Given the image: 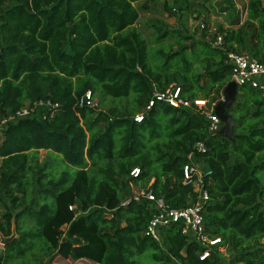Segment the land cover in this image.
Wrapping results in <instances>:
<instances>
[{
  "label": "trees",
  "instance_id": "1",
  "mask_svg": "<svg viewBox=\"0 0 264 264\" xmlns=\"http://www.w3.org/2000/svg\"><path fill=\"white\" fill-rule=\"evenodd\" d=\"M142 1L0 0V120L42 103L0 133V238L12 235L13 225L17 235L4 245L0 264H35V254L39 264L43 255L94 264H143V255L145 264H225L216 252L200 261L202 247L175 226L162 231L160 243L146 238L153 206L130 196L131 185L152 181L153 193L171 207L192 204L196 195L182 184V169L193 150L212 173L206 230L236 253L227 264H264V97L238 89L227 109L232 142L210 134L203 115L160 103L140 124L133 120L155 91L171 85L182 98L217 104L230 79L224 51L212 46L219 35L226 51L264 64V0H247L240 25L233 0H223L227 26L217 24L214 33L195 28V45H186L192 38L183 23L172 33L161 21L150 25L147 43L136 28L139 11H150L135 7ZM171 1L162 9L182 21L190 1ZM88 91L124 103L107 112L79 107ZM199 142L200 153L193 149ZM40 150L73 174L36 165ZM133 168L140 169L136 178ZM29 184L35 196L26 203ZM26 219L34 230L26 231Z\"/></svg>",
  "mask_w": 264,
  "mask_h": 264
},
{
  "label": "built area",
  "instance_id": "2",
  "mask_svg": "<svg viewBox=\"0 0 264 264\" xmlns=\"http://www.w3.org/2000/svg\"><path fill=\"white\" fill-rule=\"evenodd\" d=\"M242 9H237L236 1L233 0L234 7L238 11V15L244 13L247 16V0H243ZM246 19V17H245ZM199 27L204 29L206 25L199 23ZM212 46L222 50L225 53L224 64L230 69L229 82H234L237 89L242 87L251 88L264 97V64L259 62L247 53H239L226 51L221 35L213 40ZM228 82V83H229ZM164 104L174 109L191 110L203 115L209 122L210 134L216 135V132L221 125L219 118L214 113L215 104L209 101L197 98L188 100L181 97V88L171 85L164 92H154L148 104L141 113L133 117L135 123L140 124L143 121L144 113L152 109L155 104ZM49 105V103H48ZM42 106V103L34 104L32 107L26 105L24 108L17 110L13 114H9L0 120V133L2 129L10 122H16L18 119L28 117L35 111V108ZM78 106H87L96 108L97 105L93 102L91 93L86 92L85 96L78 101ZM193 149L198 153L204 151V144L199 142L193 146ZM140 174L139 168H133L130 172V177L136 178ZM211 171L205 168L204 164L195 162L194 150L187 154L186 163L182 169V184L190 186L196 195V200L182 208H173L166 203L163 197L156 196L150 189L137 192L134 185L130 186L131 198L135 202L146 200L153 206L152 213L147 225L144 228L143 235L157 243L161 242L162 231L175 226L180 234L186 237L188 241H195L201 247V252L198 253L200 261L206 260L211 253L222 252L225 249L224 243L219 237L210 235L205 227V213L210 200L209 192L206 186L211 184ZM128 201L122 203L125 206ZM73 207H70L72 210Z\"/></svg>",
  "mask_w": 264,
  "mask_h": 264
},
{
  "label": "rangeland",
  "instance_id": "3",
  "mask_svg": "<svg viewBox=\"0 0 264 264\" xmlns=\"http://www.w3.org/2000/svg\"><path fill=\"white\" fill-rule=\"evenodd\" d=\"M164 1L165 0H143L142 2L135 4V7L137 9L141 5H146L150 9L149 12L139 11V20L136 24V28L142 33L147 43H150L152 39L151 38L152 28L150 27V25L155 23V21H161L162 23H164L165 24L164 28L172 33L180 32L181 29L183 28L182 27V23H183V25L188 30L187 35H189L192 38V40H189L186 42V45H190V44L195 45V42L199 40L200 31L198 30L197 32L196 31L194 32V30L195 28L199 27V23L201 22L204 23L208 27L209 33H214L215 31H217V24H221L224 27L227 26L225 23V18L227 14L224 10L226 8L225 6L226 4L223 0H189L191 3V8H190L191 12L184 13L182 21L178 19L177 15L170 16L168 13H166L162 9V4ZM166 1L169 4L172 3L171 0H166ZM235 1L238 7L237 9H242V5L244 1L243 0H235ZM200 5L202 7H200ZM175 12L176 10L173 13ZM236 12L238 14L237 10ZM195 17H197L196 20H195ZM238 17H239L238 19H239V25H240L245 21L246 15L242 13L241 21H240V15ZM206 40L208 41L209 38H206ZM155 47L156 46L151 45V48H155ZM175 49H176L175 46L171 47L172 51H175ZM148 51L149 53H151L150 52L151 49L149 45H148ZM239 53H246V52H239ZM93 102L97 105L98 111H105V112H107L111 108H114L120 105V103H124V102H112V99L109 97H106V99L105 98L102 99L100 93L93 96ZM88 119H89L88 120L89 123L94 122L96 120L95 116H91ZM100 126H102V124H100ZM118 149L119 147L117 146L116 150ZM35 164L36 165L38 164L39 166L46 164L48 167H50V171L55 174H59L64 171H67L70 175L73 174V171L68 170L66 166L64 165V163L60 161V158L57 155L55 154L49 155V153H47L45 150L38 151L37 162ZM34 171H35V165L33 163L32 171L28 173V178L32 177L31 173ZM46 173H48V171H46ZM152 183H153L152 181H150L149 184H146L145 182H139L138 185H135V190L137 192H140V191L150 189ZM30 184L27 186L26 203H30L32 198L35 196V188L30 186ZM42 184H43L42 186H45L44 183ZM39 198L41 199L42 197L39 196ZM4 209L5 207L0 203V216L4 212ZM26 220H27L26 222L28 223L27 227L25 228L26 231L34 230V228H32V221L29 219H26ZM12 235L14 236V238L17 236L14 225L12 226ZM3 247L4 246L0 244V253H3ZM29 254L30 252L27 253V255ZM235 254L236 253L233 250H231L229 247H226L225 249L222 250V252L218 253L219 257L222 259L221 261L225 264L231 262ZM26 257L27 256L25 255L24 257H20L16 260H20L19 262H21V261H24ZM35 258L38 260L34 262L30 258V263L39 264L38 263L40 261L39 255L35 254ZM141 258H143V264H145L147 258L144 255ZM41 259L42 261L40 264H94L93 262L87 261V260L72 262V261H60L54 258L51 261H49L48 257H44V255L42 256Z\"/></svg>",
  "mask_w": 264,
  "mask_h": 264
},
{
  "label": "water",
  "instance_id": "4",
  "mask_svg": "<svg viewBox=\"0 0 264 264\" xmlns=\"http://www.w3.org/2000/svg\"><path fill=\"white\" fill-rule=\"evenodd\" d=\"M238 89L234 82H229L222 90V99L215 105L214 113L219 118L221 125L219 126L216 135L228 140L229 142L234 141L233 128L235 125L232 117L227 113V109L234 104L237 97ZM14 236L9 238L0 239L1 245L10 243Z\"/></svg>",
  "mask_w": 264,
  "mask_h": 264
}]
</instances>
